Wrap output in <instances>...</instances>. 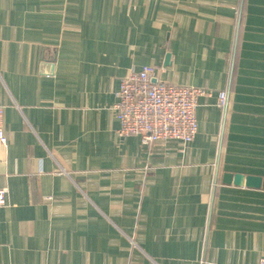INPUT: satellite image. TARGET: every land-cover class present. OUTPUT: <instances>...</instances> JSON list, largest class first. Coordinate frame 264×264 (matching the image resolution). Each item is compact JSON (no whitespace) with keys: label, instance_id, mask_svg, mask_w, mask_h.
<instances>
[{"label":"crops","instance_id":"obj_1","mask_svg":"<svg viewBox=\"0 0 264 264\" xmlns=\"http://www.w3.org/2000/svg\"><path fill=\"white\" fill-rule=\"evenodd\" d=\"M142 64L208 92L190 141L115 133ZM0 106V264L264 256V187L221 180L264 177V0H0Z\"/></svg>","mask_w":264,"mask_h":264},{"label":"built area","instance_id":"obj_2","mask_svg":"<svg viewBox=\"0 0 264 264\" xmlns=\"http://www.w3.org/2000/svg\"><path fill=\"white\" fill-rule=\"evenodd\" d=\"M51 63V61L49 62ZM44 62L43 72L51 71L50 64ZM154 66L142 64L131 69L119 79L112 103L114 115L118 120L115 133L119 136L138 134L143 144L157 139H178L188 142L197 129L195 108L197 97L208 92L200 87L154 79ZM227 102V92L220 89L216 93V106L223 112ZM2 108L0 106V142L6 143L1 126ZM6 203V187H0V206ZM257 264H264V256Z\"/></svg>","mask_w":264,"mask_h":264},{"label":"water","instance_id":"obj_3","mask_svg":"<svg viewBox=\"0 0 264 264\" xmlns=\"http://www.w3.org/2000/svg\"><path fill=\"white\" fill-rule=\"evenodd\" d=\"M51 69V67H50ZM155 78L153 77V80ZM221 180L226 183H233V184H244L246 186L251 187H264V177H260L258 175H251L246 174L243 175L242 173H231V172H223L221 174Z\"/></svg>","mask_w":264,"mask_h":264}]
</instances>
